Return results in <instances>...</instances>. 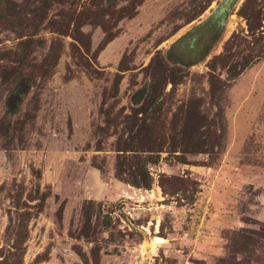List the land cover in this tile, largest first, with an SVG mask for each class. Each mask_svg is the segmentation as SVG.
Returning a JSON list of instances; mask_svg holds the SVG:
<instances>
[{"label": "rangeland", "instance_id": "rangeland-1", "mask_svg": "<svg viewBox=\"0 0 264 264\" xmlns=\"http://www.w3.org/2000/svg\"><path fill=\"white\" fill-rule=\"evenodd\" d=\"M218 1L0 0V264H264V0L131 100Z\"/></svg>", "mask_w": 264, "mask_h": 264}, {"label": "trees", "instance_id": "trees-1", "mask_svg": "<svg viewBox=\"0 0 264 264\" xmlns=\"http://www.w3.org/2000/svg\"><path fill=\"white\" fill-rule=\"evenodd\" d=\"M137 1V0H134ZM206 30L213 31L212 38L208 44V46L204 49V51L201 54V57L205 53V51L209 48V46L212 44V42L216 39L218 35V31L213 28H208ZM200 38V36L198 37ZM197 38V39H198ZM260 55H257L256 57L261 58L263 56V52L259 53ZM262 54V55H261ZM179 57H182V54L178 48H175L174 46L171 47L168 51H166L165 57H155L151 61V63L147 67L148 72V80L147 84L143 86V88L136 91L133 96L131 97L132 103L135 104L137 107V110H140V106L145 103V100L148 96L155 97L156 93L161 90V88L167 84L170 83L171 85H176L181 78L184 76L182 73V66L191 65L192 62H183V59H178ZM27 57H25L24 60H26ZM199 59V58H198ZM20 61L19 65L22 64L24 61ZM169 61L175 63V65H169ZM249 59L246 61H243L241 64V69L245 68L249 64ZM182 65V66H180ZM234 74V73H233ZM18 80L25 79V78H31L27 75H21V77H18ZM128 176H130V185L135 188H143L148 189L150 182L149 177L147 175V172L143 168V171L141 170H133Z\"/></svg>", "mask_w": 264, "mask_h": 264}, {"label": "water", "instance_id": "water-1", "mask_svg": "<svg viewBox=\"0 0 264 264\" xmlns=\"http://www.w3.org/2000/svg\"><path fill=\"white\" fill-rule=\"evenodd\" d=\"M240 2V0H220L207 13L200 16L197 20L189 25L181 34L177 35L168 45L167 50L176 47L183 40L187 41V48L191 49L199 31L213 28L221 30L226 22L228 13ZM183 48L182 44L180 45Z\"/></svg>", "mask_w": 264, "mask_h": 264}, {"label": "flooded vegetation", "instance_id": "flooded-vegetation-1", "mask_svg": "<svg viewBox=\"0 0 264 264\" xmlns=\"http://www.w3.org/2000/svg\"><path fill=\"white\" fill-rule=\"evenodd\" d=\"M213 31L211 30L199 31L198 35L196 36L195 42L193 43V47L191 49L187 48V41L183 40L181 42L183 48H181L180 46L181 44L175 47L178 48L182 54V57H179L178 59L179 60L183 59L182 60L183 62H192L200 58L202 52L208 46L212 38V35L214 33ZM199 36L200 38H198Z\"/></svg>", "mask_w": 264, "mask_h": 264}]
</instances>
